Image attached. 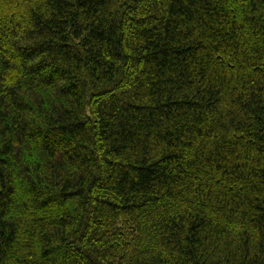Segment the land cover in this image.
<instances>
[{
  "label": "trees",
  "instance_id": "trees-1",
  "mask_svg": "<svg viewBox=\"0 0 264 264\" xmlns=\"http://www.w3.org/2000/svg\"><path fill=\"white\" fill-rule=\"evenodd\" d=\"M0 264H264V0H0Z\"/></svg>",
  "mask_w": 264,
  "mask_h": 264
}]
</instances>
